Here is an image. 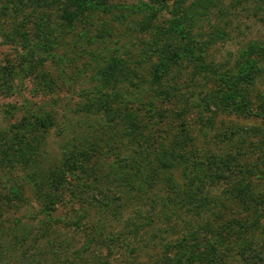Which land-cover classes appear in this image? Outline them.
Returning <instances> with one entry per match:
<instances>
[{"label":"rangeland","instance_id":"rangeland-1","mask_svg":"<svg viewBox=\"0 0 264 264\" xmlns=\"http://www.w3.org/2000/svg\"><path fill=\"white\" fill-rule=\"evenodd\" d=\"M107 2L106 13L95 12L69 28L51 26L54 13L35 20L41 36L31 26L33 44L43 41V23L49 35L43 48L26 51V59L35 58V69L21 72L20 46L5 44L1 37L20 13L2 10L0 1V74L9 64L16 67L10 89L0 90V264H98L94 257L99 264H141L166 244L179 241L185 222L198 220L209 221L202 233L219 242L215 264H264V120L256 110L264 96V0H210L193 38L204 41L210 33L222 31L224 39L206 50L203 78L193 74V79L190 63L183 60L157 88L161 96L150 83L157 62L154 33L167 27L170 14L162 9L142 28L148 0ZM250 44L259 48L256 59L262 69L251 86L252 110L197 113L216 81L234 82L238 55ZM111 57L121 64L115 92L126 98L125 93H131V99L141 103L140 110L132 111L136 121L148 116V108L164 113L158 119L163 124L152 128L149 146L142 140L139 146L142 135L128 129L134 123L126 114L101 116L98 93L110 90L100 88L99 73ZM41 59L45 61L39 64ZM164 94H170V102ZM40 112L51 114L53 124L47 132L33 129L22 156L19 145L7 148L3 131L25 113ZM200 114L206 122L198 120ZM181 122L190 133V138L181 133L188 141L185 153H169ZM143 128L140 134L147 135ZM92 145L99 150L91 151L87 166L105 174L101 181L109 187L108 201L95 196L92 183L82 184L77 196L66 192L52 213L44 214L34 181L44 182L61 166L64 153L76 146L89 153ZM184 159L193 165L201 162L204 172L194 176L198 166L185 167ZM192 178V190H201L202 201L194 195L200 202H189L187 211L185 203L193 197L186 190ZM67 189L74 190L72 185ZM92 195L100 201H92ZM166 202L180 206L179 224H174Z\"/></svg>","mask_w":264,"mask_h":264},{"label":"trees","instance_id":"trees-1","mask_svg":"<svg viewBox=\"0 0 264 264\" xmlns=\"http://www.w3.org/2000/svg\"><path fill=\"white\" fill-rule=\"evenodd\" d=\"M0 1L2 3V10L11 9L14 11V14L20 13V19L16 20V17H14V23L8 27V30L1 32V37L3 38L2 42L5 44H15L20 46L22 52L24 53L20 56V63L18 66L21 72H25L26 70L29 72L35 69L34 66H37L36 64H33L35 62V58L30 57L26 59V51L34 49L36 46L43 48L46 43L44 40H47L49 35L47 23H43V32L46 31V33H44V35L40 38L43 39V41L40 40L37 44H33L34 42H32V38L30 36L31 31L29 28L31 26H35V20H43L42 18L44 17L45 13H54L55 19L50 21V25H53L54 27L58 25V28H69L72 27L76 22L85 20L88 15H91L95 12L106 13L108 11L107 0ZM209 1L210 0H148V2H150V4L147 5L149 14L146 21L142 23V28H144L145 22L149 23L148 20H153L156 18V13L162 9L166 10L171 16L167 22V27L164 29L162 28L158 33H154L158 46L156 51L157 62L153 71L152 79L150 81L154 88V94L161 96L159 95L161 93L157 88H159L162 83L167 81L174 68L179 67L183 60L190 63L192 67L193 79L196 78L194 76L195 74H197L196 76L203 78L204 75L202 74L207 72L201 71V68H203V66L205 67L204 54L206 50L211 45L215 44L218 39H224V32L222 31L210 33L207 38L204 39V41H197L198 39L196 40L193 38L195 28L208 14ZM39 26L40 24H37V26H35L36 28L34 29L36 30V35L38 38L41 36ZM258 49L259 48L255 44H250L240 51L236 61L237 69L234 82L232 80V84L229 85L228 81L226 80H223L222 84L221 82L218 83V81H216L214 87L210 89L206 95H204L203 101L205 105H203V103H199L202 104V107L197 113L202 112L204 109L210 112L212 115H215L221 111L227 112L229 114H239L247 113L249 110H252L251 106L254 104H251L250 94L253 92L251 86L255 77L262 72L259 61L256 59V56L260 53L257 51ZM44 61L45 59H41L39 64H42ZM107 61L108 62L105 63V66L99 73V76H101L102 80L100 88L103 90H110L109 93L106 91H99L98 93L99 102H101V116L106 117L112 114V112H116L117 116L119 117L126 114V118L133 121L134 123V125L128 129H130V131L133 133L139 131L138 136L142 135V137L138 139L139 146L140 140L149 146L150 140L154 138L152 128L161 126L163 124L162 121L159 122L158 119L159 117H162L164 113H162L161 110L160 112L156 113L155 110L152 111L151 108H148L150 111L148 116L146 118H141L142 120H140V123L136 121L132 111L137 112L140 110L137 107L141 106V103L139 104L131 99V93H125L128 97L126 98L120 92H115L114 87L116 80L119 78L121 73V64L119 59L116 57H111ZM9 65L10 66H8L7 69L3 70L2 75L0 74V90L10 89V84L12 82L11 78L14 76V70L16 67L11 64ZM164 95L165 99L170 102V94ZM262 97H259L260 100L256 104V110L262 120H264V98ZM114 104H116L115 107H112ZM207 106H212L213 108L206 109L208 108ZM198 120L203 123L206 122L207 117H204L203 114H200ZM143 123L150 128H143ZM181 123V126L178 124V126L175 128L173 138L171 139V145H173V149H170V151H168L169 153L178 150H184L185 153V145H187L188 141L181 139V133H184L185 137L189 138L190 133L186 129L187 125L185 122ZM52 124L53 121L51 119V114L48 112H40L38 114L34 113L33 115L25 113L19 122L3 131L1 138L7 144L9 143L7 148H12L15 144L19 145L18 150L21 151L22 156V147H25L26 141L31 138L33 132L32 130L35 129L36 132L45 133L49 127L52 126ZM142 128L148 131L147 135L140 134ZM17 137L20 139H17ZM191 144L192 142L189 145ZM178 146L179 148L181 146V149H177ZM96 150H99V147L94 145L88 149L89 153L76 146L72 151H68L67 153L63 154V162L61 166L47 174V176H45L43 179L44 182L35 185L34 181L33 189H35V197L39 202L40 210L44 214L50 215L52 210L58 206L59 203H61L66 192H72L74 196H77L75 195L76 190L82 184L90 185L92 183L91 186L95 191L94 193H96L95 196L98 194V196L103 197L100 200H104V202L108 201L106 190L109 191V187H104L101 181V178L105 174H102L100 171H95L94 168L92 169L93 165L90 167L87 166L88 159L89 161L91 160L93 157L92 152L94 153ZM143 150L145 149L143 148ZM157 160L159 163L165 165L163 159L161 160V158H158ZM183 165L185 167L191 168L198 166L194 170V176H196L197 173L204 172V170L201 169V162H199L200 166L193 165L188 163L187 159H184ZM177 166L178 165H174L173 167ZM83 176L85 179H82ZM82 181H89V183ZM70 185L73 186V191H68L67 187ZM187 186L186 194L190 193V198L195 195L196 198H199L200 201H202L200 197L201 190L197 188L192 190L193 178L188 182ZM177 190L180 189L178 188ZM91 198L94 202L100 201H96L93 195ZM196 198L193 197L190 201L189 199L187 200L185 203V208L187 211H189L187 209L189 202L192 204V206H195L198 202H200L199 199ZM193 200L198 201H196L197 203H193ZM102 206L106 207L104 203ZM165 206L169 207L171 216H174L176 221L174 224H179L181 222L179 218L183 214V212H180V206L177 209L169 202H166ZM160 214L163 215L162 212ZM245 222L246 223H242V225L245 226V224L248 223L247 219ZM206 224L209 226V221L206 223L201 220L196 222H185L186 227L184 228L182 233L183 235L180 237L179 241L172 244H166L160 253H152L148 259L141 264L217 263L218 257L220 256L219 242L217 239L213 238V236L206 237L205 233H202L205 229V226H207ZM93 261L99 264L97 257H94Z\"/></svg>","mask_w":264,"mask_h":264}]
</instances>
